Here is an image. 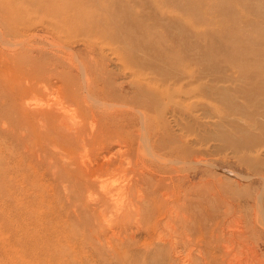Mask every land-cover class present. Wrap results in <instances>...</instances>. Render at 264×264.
Instances as JSON below:
<instances>
[{
  "label": "rangeland",
  "instance_id": "rangeland-1",
  "mask_svg": "<svg viewBox=\"0 0 264 264\" xmlns=\"http://www.w3.org/2000/svg\"><path fill=\"white\" fill-rule=\"evenodd\" d=\"M0 25V264H264V0H0Z\"/></svg>",
  "mask_w": 264,
  "mask_h": 264
},
{
  "label": "bare ground",
  "instance_id": "bare-ground-1",
  "mask_svg": "<svg viewBox=\"0 0 264 264\" xmlns=\"http://www.w3.org/2000/svg\"><path fill=\"white\" fill-rule=\"evenodd\" d=\"M58 2H62V1H58ZM62 5H64V3L62 4ZM113 7V6H112ZM26 9V8H25ZM101 14V13H100ZM64 19H65V17H64ZM54 20V19H53ZM9 21V20H8ZM54 21H56V20H54ZM10 22V21H9ZM55 23V22H54ZM1 26V25H0ZM65 27H67V26H65ZM97 28V27H96ZM11 31V30H10ZM19 31V30H18ZM21 31V30H20ZM5 32V31H4ZM0 34H1V32H0ZM8 34V33H7ZM10 34V33H9ZM5 35H6V33H5ZM8 36V35H7ZM6 36V37H7ZM10 37H11V35H10ZM16 37V36H15ZM20 38V37H19ZM106 43H107V40L105 41ZM110 43V42H109ZM30 75V74H29ZM33 75V74H32ZM31 75V76H32ZM11 82H12V80H11ZM14 82V81H13ZM84 82V81H83ZM17 83V82H16ZM32 83H33V81H32ZM14 84V83H13ZM12 84V86H14ZM22 85V84H21ZM20 85V86H21ZM28 85V84H27ZM26 85V86H27ZM23 86V85H22ZM25 87V86H24ZM20 89H23V88H20ZM15 90V89H14ZM16 91V90H15ZM13 97V96H12ZM13 101V100H12ZM16 101V100H15ZM14 103H17V102H14ZM13 105V104H12ZM15 105V104H14ZM18 109H21V107H23V103L21 102V101H18V103L15 105ZM60 106H62V105H60ZM64 106V105H63ZM13 107V106H12ZM107 107V106H106ZM14 109V108H13ZM42 109V108H41ZM37 110H38V108H37ZM62 110V109H61ZM64 110V109H63ZM17 111V110H16ZM46 111V110H45ZM20 113V112H19ZM39 113H40V110H39ZM45 113V112H44ZM50 114V113H49ZM33 115V114H32ZM35 115H38V114H35ZM41 115H42V113H41ZM41 115H39V116H41ZM45 115H48V114H45ZM51 115V114H50ZM25 116V115H24ZM31 116V115H30ZM32 117H35V116H32ZM20 118V117H19ZM26 118V117H25ZM50 118L51 117H47V118H45V117H43V118H40V122H38L37 123V127H39V125L40 126H44V127H46L45 129H49V128H54L55 130H56V133L57 134H59L60 136H62V137H65V135L67 136V130H69V129H67L66 127V124L64 123V121L63 120H61L57 125H55V121H54V124H53V122L52 121H50ZM36 119H38V118H36ZM53 119H55L54 117H53ZM93 120H91V126H90V129H89V131L88 130H86V129H81V130H79V131H76L77 132V134H78V138H79V140L81 141V143H82V146H92V145H90L91 144V141L93 142V143H96V144H98V141H97V138L99 137V132H100V127L98 128V130L96 129V127H95V125L98 123V121H97V119L96 118H92ZM33 120V119H32ZM35 120V119H34ZM76 120V119H75ZM21 121H22V119H21ZM19 122V127H21V126H23V125H25V124H23L24 123V121H22V122ZM142 121V120H141ZM27 122H29L28 120H27ZM90 122V121H89ZM30 123V122H29ZM29 123H26V124H29ZM81 124V123H80ZM28 126V125H27ZM31 126V128L32 129H34V126H32V125H30ZM26 127V126H25ZM37 130V129H36ZM29 131H31L32 132V130H29ZM38 131V130H37ZM45 133V130H44V132H43V134ZM49 133V132H48ZM43 134H41V135H43ZM44 135H46V134H44ZM48 135H46V137H47ZM44 137V136H43ZM42 137V138H43ZM42 138H40V140L42 139ZM45 138V137H44ZM48 138V137H47ZM53 138V137H52ZM148 138V137H147ZM76 140V139H75ZM148 140V139H147ZM52 141V140H51ZM54 142V141H53ZM61 145V144H60ZM147 145V144H146ZM72 146V145H71ZM149 146V145H148ZM148 146H145L147 149H149L150 150V152L152 151L151 149H150V147L148 148ZM101 147L102 146H100V148H99V146H98V148L100 149V150H102L101 149ZM97 148V149H98ZM144 148V147H143ZM146 148H144L143 150L145 151L146 150ZM61 149H63V148H61ZM72 149V148H71ZM119 149V148H118ZM91 150H92V148H91ZM94 150V149H93ZM92 150V151H93ZM141 150V149H140ZM139 150V151H140ZM149 150H147V151H149ZM97 151V150H96ZM95 151V152H96ZM142 151V150H141ZM143 151V152H144ZM142 153V152H141ZM144 153H146V152H144ZM152 153V152H151ZM161 153H163V152H161ZM161 153H159V154H161ZM175 153V152H174ZM137 154V153H136ZM147 154H148V152H147ZM147 154H145V155H147ZM153 155H151V156H154L155 158H157V160H159L160 159V156H157L156 154H155V152L154 153H152ZM172 154V153H171ZM111 155H113V154H111ZM163 155H164V153H163ZM150 156V153L148 154V157ZM169 156V155H168ZM151 158V157H150ZM162 159H166V158H164V157H161ZM172 158V157H171ZM121 159H122V157H121ZM121 159H120V162H121ZM137 159V158H136ZM169 160V159H168ZM167 160V161H168ZM170 160H172V159H170ZM117 161V158H116V156H109L108 155V157H105V156H102L101 158H100V155H99V157H95V160H94V158H93V164L91 165V163H90V165H88L87 166V164H86V167L84 168L83 167V169H85V170H81L80 172H79V174H81V176H80V178L83 176V178H84V180L82 181V184H83V187L85 188V189H87L88 191H93L94 193H95V190H96V185H98L99 187H100V189H103V190H105V192L103 193V196L102 195H99V194H97L96 193V195H95V197H96V199L98 200V202H100L101 200L100 199H103L104 201H105V198H107V195H109V198H113V196L115 195V192L113 193V190H111V188H110V186L109 187H106V188H104V185H103V180L102 179H99V180H95V178L93 177V176H95V175H98V176H100L101 174H103V173H108V172H110L111 171V166H113L114 164H115V162ZM148 161V160H147ZM146 160H144L143 158H141V160H140V162H138V161H134V165L137 167H140V168H142V165H145V162H147ZM150 161V160H149ZM148 161V162H149ZM74 162V161H73ZM171 162H175V161H171ZM179 163V162H178ZM61 164V163H60ZM75 164H77V163H75ZM139 164H141V165H139ZM156 166L153 162H152V160H151V162H149V167L150 166ZM79 166V165H78ZM81 166V165H80ZM116 167V166H115ZM82 168V167H81ZM147 168V167H146ZM162 168V167H161ZM80 169V168H79ZM155 169V168H154ZM157 169V168H156ZM70 170V169H69ZM76 170H77V168H76ZM141 170V169H140ZM150 170V169H149ZM68 171V170H67ZM66 171V172H67ZM79 171V170H78ZM78 171H76V172H78ZM158 171V170H157ZM69 172V171H68ZM72 172V171H71ZM162 172V171H161ZM112 173V172H111ZM114 173V172H113ZM159 173H160V170H159ZM76 174V173H75ZM137 174V173H136ZM147 174H148V172H147ZM154 174V173H153ZM70 175H71V173H70ZM73 175V174H72ZM71 175V176H72ZM150 175V174H149ZM161 175V174H160ZM167 175H168V173H167ZM170 175V174H169ZM102 176V175H101ZM100 176V177H101ZM108 176V175H107ZM138 176V175H137ZM66 177H68V176H66ZM66 177H64V178H61L62 179V181L64 180V182H62L63 183V185H65V186H67L68 184H67V181H65L66 179ZM93 177V178H92ZM99 177V178H100ZM160 177H162V176H160ZM164 177V176H163ZM166 177V176H165ZM96 178H98L97 176H96ZM106 178V177H105ZM158 178V177H157ZM262 178V177H261ZM74 179V178H73ZM72 179V180H73ZM151 179V178H150ZM173 179V178H172ZM163 180V179H162ZM174 181V180H173ZM73 183H75V182H73ZM115 184V183H114ZM263 184V183H262ZM113 185V184H112ZM134 185H139V182L137 181V182H135V184ZM124 186V185H123ZM126 186V185H125ZM112 187V186H111ZM115 190H117L116 191V194L117 195H122L123 196V194H125V204L126 205H133V206H131L132 207V210L134 211V212H139V209H140V205L141 204H143V202L144 201H146L147 200V196H146V194H145V192H144V190L143 189H139V188H137V186L136 187H118L117 189H115ZM112 191V192H111ZM89 193V192H88ZM136 193H137V195H136ZM168 194V193H167ZM166 194V195H167ZM163 195V194H162ZM176 195V194H175ZM168 196V195H167ZM166 196V197H167ZM165 197V198H166ZM116 198V197H115ZM116 201V200H115ZM122 202V201H121ZM120 202V203H121ZM146 203V202H145ZM171 213V212H170ZM175 214H177V213H175ZM142 216V215H141ZM141 221H142V219H141ZM136 222V221H135ZM170 223V222H169ZM141 224V223H140ZM135 226V225H134ZM110 228V227H109ZM186 232V231H185ZM113 233V232H112ZM176 233V232H175ZM201 235V234H200ZM233 235H235V237H236V239H237V241L238 242H240V238H241V232H237L236 234H231L230 236H229V238L231 237V236H233ZM159 236V235H158ZM197 237V236H196ZM97 239H99L98 238V236L96 237ZM157 238H159V237H157ZM189 238V237H188ZM198 238V237H197ZM29 239H31V238H28V240ZM160 239H161V237H160ZM169 239H170V237L168 238V241H169ZM190 239V238H189ZM109 240V239H108ZM157 240V239H156ZM197 240V239H196ZM226 238L224 239V242H220V241H215V243H214V248L216 249V250H220V249H222L221 247H226ZM35 241V240H34ZM163 244H165V243H163ZM109 245V244H108ZM171 246V249L172 250H174L175 248H174V246L175 245H173V244H171L170 245ZM201 249H202V253L204 254V251H203V244L202 243H199V245H198ZM146 249V248H145ZM194 249V248H193ZM180 251V250H179ZM190 252H191V250H190ZM174 253H176V251H174ZM173 253V255H172V257H170V259H171V261L173 262L174 260H175V262L173 263V264H177V262H176V256H175V254ZM187 253V252H186ZM220 253V252H219ZM177 254V253H176ZM181 254V253H180ZM177 255H179V254H177ZM188 255V254H187ZM184 256V255H183ZM156 256H154V255H150L149 257H148V259L150 260V261H154L153 259L155 258ZM182 257V256H181ZM183 258H185V257H183ZM144 259H146V258H144ZM185 259H187V258H185ZM184 259V260H185ZM201 263L202 264H211L210 262H211V260L210 259H208L207 257H205V256H202L201 257ZM147 261V260H146ZM186 262V261H185ZM21 263V262H20ZM144 264H147L146 262H144ZM227 264H232L230 261H228L227 262Z\"/></svg>",
  "mask_w": 264,
  "mask_h": 264
}]
</instances>
